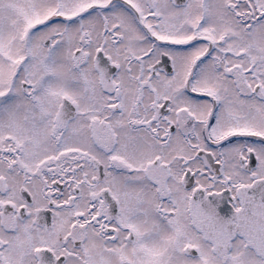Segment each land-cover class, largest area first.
<instances>
[{
	"label": "snow or ice",
	"instance_id": "obj_1",
	"mask_svg": "<svg viewBox=\"0 0 264 264\" xmlns=\"http://www.w3.org/2000/svg\"><path fill=\"white\" fill-rule=\"evenodd\" d=\"M0 264H264V0H0Z\"/></svg>",
	"mask_w": 264,
	"mask_h": 264
}]
</instances>
